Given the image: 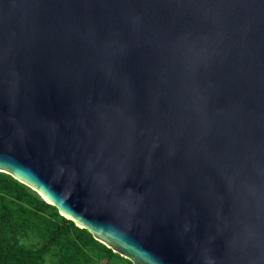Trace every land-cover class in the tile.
I'll list each match as a JSON object with an SVG mask.
<instances>
[{
    "label": "water",
    "instance_id": "95a60500",
    "mask_svg": "<svg viewBox=\"0 0 264 264\" xmlns=\"http://www.w3.org/2000/svg\"><path fill=\"white\" fill-rule=\"evenodd\" d=\"M0 173L132 264H264V0H0Z\"/></svg>",
    "mask_w": 264,
    "mask_h": 264
},
{
    "label": "trees",
    "instance_id": "16d2710c",
    "mask_svg": "<svg viewBox=\"0 0 264 264\" xmlns=\"http://www.w3.org/2000/svg\"><path fill=\"white\" fill-rule=\"evenodd\" d=\"M36 236L35 247L21 240ZM120 258L59 216L29 188L0 173V264H99Z\"/></svg>",
    "mask_w": 264,
    "mask_h": 264
},
{
    "label": "rangeland",
    "instance_id": "374dc122",
    "mask_svg": "<svg viewBox=\"0 0 264 264\" xmlns=\"http://www.w3.org/2000/svg\"><path fill=\"white\" fill-rule=\"evenodd\" d=\"M25 186V185H24ZM28 188V187H27ZM30 189V188H29ZM33 193H35L41 200H43L41 197H40V195H38L35 191H33L32 189H30ZM44 201V200H43ZM45 202V201H44ZM46 203V202H45ZM49 205V204H48ZM56 211H57V209H56ZM57 214L59 215V216H61V213H59L58 211H57ZM62 217V216H61ZM94 240H95V238L94 237H92ZM37 241H39L38 239H37V237L36 236H31V237H29V238H25V239H23V240H21V242H22V244H25L26 246H28V247H35L36 246V244H37ZM118 255V254H117ZM119 256V255H118ZM120 257V256H119ZM120 258H122V257H120ZM122 259H124V258H122ZM126 260V259H125ZM99 264H125V262H123L122 260H120V259H118V258H115V259H113L111 262H108L107 263V261H101Z\"/></svg>",
    "mask_w": 264,
    "mask_h": 264
}]
</instances>
